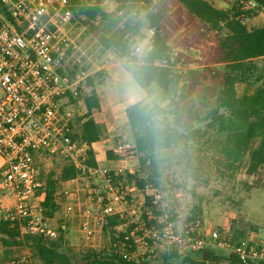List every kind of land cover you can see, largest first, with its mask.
<instances>
[{"label":"trees","instance_id":"obj_1","mask_svg":"<svg viewBox=\"0 0 264 264\" xmlns=\"http://www.w3.org/2000/svg\"><path fill=\"white\" fill-rule=\"evenodd\" d=\"M115 1L116 10L106 12L101 6L103 0L82 7L78 0H71L75 17L85 18L80 23L86 33L98 40L103 51H112L117 56L126 50L130 38L138 34L145 23L147 27H156L157 32L151 40L149 74L175 97L177 115L184 129L182 134L171 138L169 150L205 136V131L195 127L205 121L207 131H215L223 138L215 141L222 165L235 168L248 158L249 175L264 173V26L249 28L242 21V18L250 17L252 11L244 10V3L252 1L258 9H264V0H237L231 9L217 8L207 0ZM137 7L147 10L145 18L127 20L120 25L123 18L118 12ZM171 48L177 50L176 54H172ZM191 51L197 52V56L189 54ZM164 60H168L167 66L158 64ZM181 62L201 70L188 73L185 67L179 66ZM104 80L101 72L88 78L87 112L78 128L71 125L72 140L88 146L85 163L93 169L98 166L92 145L104 134V127L93 117L101 109L96 85H101ZM238 85L245 86L241 95ZM127 117L138 155V169L133 173L111 171V181L118 189L136 187L144 191L148 185L158 189L162 178L160 164L164 159H158L130 108ZM79 173L80 170L67 161L58 177L50 174L46 178L38 190V194L45 193L40 204L43 221L53 219L61 211V185L75 179ZM151 208V199L146 196L143 219L149 226L155 224L157 217L148 214ZM153 214L160 216L162 212L154 209ZM30 220L0 219L3 259L11 258L15 249L23 248L30 254L29 264H252L254 261L249 257L242 258L237 248L218 252L214 247H207L185 255L172 250L140 256L132 236L134 224L126 225V219L118 215L108 217L104 225L111 237L108 248L76 251L67 244L66 231L61 226L52 237L42 231H30ZM23 228L27 231L23 232ZM237 246L241 244L237 243Z\"/></svg>","mask_w":264,"mask_h":264},{"label":"built area","instance_id":"obj_2","mask_svg":"<svg viewBox=\"0 0 264 264\" xmlns=\"http://www.w3.org/2000/svg\"><path fill=\"white\" fill-rule=\"evenodd\" d=\"M73 7L71 0H0V202L2 198L13 202L11 206L0 205V219L20 222L31 218L30 231L56 235L54 230L34 225L32 217L34 212L41 215V207L32 204L45 197L44 192L38 194L42 186L38 158L62 156L80 170L72 183L89 175L103 180L107 189V196L99 198L100 214L94 215L91 208L83 213L84 238L93 235L92 225L101 230L108 217L118 215L126 219V225L134 224L132 236L137 248L154 244L164 252L174 250L185 255L207 247L226 246L217 231L209 234L215 241L210 244V238L201 236L195 225L175 226L171 217L176 207L167 205L166 192L151 185L144 191L136 187L118 189L111 181L110 171L86 165L88 146L73 142L71 125L74 102L83 99L92 73L76 58L81 48L72 37L73 27L85 18H76ZM248 8L256 9L257 4L249 1ZM146 13L137 7L118 15L143 20ZM148 28L152 40L157 29ZM158 64L167 66L168 60ZM134 151L127 142L116 147L118 156L124 159ZM138 191L141 199L134 200L132 194ZM146 196L152 204L148 214H153L154 209L162 212L153 226L143 219ZM72 208L67 206L68 211ZM236 251L242 258L263 257L256 250Z\"/></svg>","mask_w":264,"mask_h":264},{"label":"rangeland","instance_id":"obj_3","mask_svg":"<svg viewBox=\"0 0 264 264\" xmlns=\"http://www.w3.org/2000/svg\"><path fill=\"white\" fill-rule=\"evenodd\" d=\"M110 1V5L102 7L106 12H114L117 8V2L115 0ZM209 1L220 9H231L237 3V0ZM95 2L96 0H78V4L83 6H88ZM114 6L116 7L115 10L111 11ZM124 10L126 11V9ZM244 10H249L248 2L244 3ZM251 10V16L242 18V21L249 28L264 26V9ZM131 19L138 21L133 17H129L123 19L120 25ZM85 30L81 23L75 24L72 37L75 38L81 48L76 58L83 62L86 69L91 71L92 75L90 77H92L100 72V68L105 64L102 56L104 51L98 40L93 35L87 34ZM171 52L176 54L177 50L171 48ZM189 54L197 56L195 51H191ZM179 66L185 67L184 70L188 73H195L201 70L197 66L186 62L179 63ZM102 75L104 76L103 73ZM244 89V85H238L240 95L244 92ZM89 92L90 89L87 88L83 92V99L74 102L73 124L76 128L79 127L82 122L81 119L87 112L85 97ZM205 112L206 110L203 111V115H205ZM195 127L202 129L207 134L202 138L186 141L179 147L170 149L168 155L160 164L162 178L159 180L161 187L158 189L167 193V205L176 207V212L171 213L175 226L178 227L182 224L195 225L201 236L210 238V244H214L215 241L208 237L210 236L209 234L217 231L220 234L219 236L224 239L226 246L214 247L216 251L230 252L233 248L256 250L259 253H263V257L254 259L252 264H264V173L249 175L247 172L248 158H245L235 168H228L222 165L220 163L222 156L215 144L216 140L223 139L222 136H218L215 131H207V123L205 121L195 124ZM67 161L62 156H43L38 158L42 185L50 174L58 177ZM59 192L61 193V201H64V197L68 196V194H78L75 196L76 201H70L71 204H75L78 199L81 203L79 207L72 205L74 208L72 212L77 216L80 211L83 214L86 206L93 209L95 215H99V198L107 196V189L103 180L89 177V175H86L76 184L65 186L63 183ZM133 199L140 200L141 196H135ZM2 200L0 205L11 206L13 204L7 198H2ZM42 201L43 199H38L32 205L34 207L35 205L40 206ZM68 201L67 199L66 202ZM79 209L80 211H78ZM152 216H157L154 220L159 222L157 218L161 215L152 214ZM32 220L35 223L34 225L42 228L46 227L51 230H56L57 228L55 221H48V225H46L40 212H34ZM82 223L83 219L79 217H76L73 221L72 219L67 221L69 226L65 238L70 247L76 251L109 247L111 243L109 232L105 231L104 228L99 230V228L92 225L94 233L90 239H86L82 235ZM127 227L125 226L124 228ZM118 229L122 230V227ZM22 230L23 232L27 231L25 228ZM237 243H240L241 246L238 247ZM149 252L164 251L154 244L149 248L144 246L136 248V253L140 256ZM29 256L27 249L19 248L15 249V253L11 258L3 259V247L0 243V264H29Z\"/></svg>","mask_w":264,"mask_h":264},{"label":"clouds","instance_id":"obj_4","mask_svg":"<svg viewBox=\"0 0 264 264\" xmlns=\"http://www.w3.org/2000/svg\"><path fill=\"white\" fill-rule=\"evenodd\" d=\"M151 52V30L145 24L130 38L126 50L113 57L112 70L122 101L133 111L158 159H164L171 138L182 134L184 129L177 115L175 97L149 74Z\"/></svg>","mask_w":264,"mask_h":264},{"label":"crops","instance_id":"obj_5","mask_svg":"<svg viewBox=\"0 0 264 264\" xmlns=\"http://www.w3.org/2000/svg\"><path fill=\"white\" fill-rule=\"evenodd\" d=\"M110 3V0H104L101 6L104 7L105 5H110ZM115 8L116 7L114 6L111 11L115 10ZM102 56L105 61V64L100 68V72L104 74L105 80L101 85L96 86V89L100 95L101 109L100 111L95 112L93 114V117L97 123L101 124L104 127V134L100 141L92 145V148L95 153L98 169L114 171L116 173H122L124 171H129L133 173L138 169V155L136 153V150L134 151V154L128 156L125 159L119 157L116 152L117 145L123 142L131 144L135 149L134 139L127 117L128 107L122 101L120 94L114 85L112 63L113 57L117 55L112 51H104ZM108 153H110V155H108ZM71 184L74 183H72L71 181L64 183L65 186ZM76 195L78 194L71 193L68 194V196H65L64 194V196L66 197V201L67 199L69 201L66 202L64 197V201H61V211L57 213L53 219L46 220L44 221V223L48 225V221H55L57 223V228L61 226L67 234L69 226V224H67V221L69 219H72L73 221L74 219H76V217H79L84 220V216L83 214H81L80 209L78 210L80 211L78 216L72 212L74 208H72L73 210L71 211L67 210L68 205H75L74 207H79L81 205L78 199L77 203H70V201H76ZM135 196H141L140 192L138 191L132 194V197ZM86 208L90 207L86 206Z\"/></svg>","mask_w":264,"mask_h":264}]
</instances>
